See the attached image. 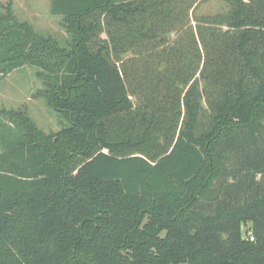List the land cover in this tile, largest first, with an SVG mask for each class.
Wrapping results in <instances>:
<instances>
[{
    "label": "trees",
    "instance_id": "obj_1",
    "mask_svg": "<svg viewBox=\"0 0 264 264\" xmlns=\"http://www.w3.org/2000/svg\"><path fill=\"white\" fill-rule=\"evenodd\" d=\"M208 1L51 0L67 45L0 2L66 122L0 110V264H264V0Z\"/></svg>",
    "mask_w": 264,
    "mask_h": 264
},
{
    "label": "rangeland",
    "instance_id": "obj_2",
    "mask_svg": "<svg viewBox=\"0 0 264 264\" xmlns=\"http://www.w3.org/2000/svg\"><path fill=\"white\" fill-rule=\"evenodd\" d=\"M3 4L12 3L15 17L20 22H28L45 36H51L62 45H67L69 34L63 27V17L53 15L51 0H0ZM225 9L218 0L201 4L196 15H212ZM34 66L14 70L0 80V110L14 109L27 111L30 118L45 133H57L66 124L63 117L51 109L45 99L36 97L43 88L41 79ZM248 227H245V231Z\"/></svg>",
    "mask_w": 264,
    "mask_h": 264
}]
</instances>
